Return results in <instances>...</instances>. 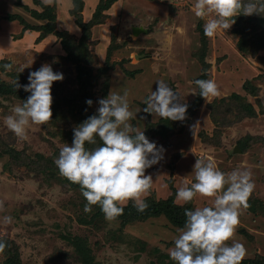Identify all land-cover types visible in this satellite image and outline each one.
I'll use <instances>...</instances> for the list:
<instances>
[{
	"label": "rangeland",
	"instance_id": "rangeland-1",
	"mask_svg": "<svg viewBox=\"0 0 264 264\" xmlns=\"http://www.w3.org/2000/svg\"><path fill=\"white\" fill-rule=\"evenodd\" d=\"M193 4L0 0V241L23 264H175L169 249L184 225L165 213L111 221L99 205L86 213L79 185L54 163L60 148L71 146L73 129L97 114L99 99L110 90L127 91L129 122L164 149L145 170L152 177L146 202L173 197L191 210L209 206L211 198L199 195L176 201L177 189L194 182L197 159L211 160L225 173L251 171L255 187L232 239L245 248L240 264H264V13L237 15L229 29L207 37L204 24L213 16L196 17ZM6 63L13 64L11 71ZM45 63L64 77L51 88L52 117L30 124L27 139H20L4 118L28 98L22 86ZM196 79L216 82L219 94L210 103L199 95ZM158 80L188 105L183 121L144 111ZM101 143L97 137L85 148ZM5 215L11 223H3ZM8 255L0 250V264Z\"/></svg>",
	"mask_w": 264,
	"mask_h": 264
},
{
	"label": "clouds",
	"instance_id": "clouds-1",
	"mask_svg": "<svg viewBox=\"0 0 264 264\" xmlns=\"http://www.w3.org/2000/svg\"><path fill=\"white\" fill-rule=\"evenodd\" d=\"M49 3V0H43ZM194 15L198 18L213 16L204 24V34L213 37L218 30H227L240 14L264 13V0H194ZM13 69L12 63L3 65ZM25 67L16 69L22 72ZM63 73L55 72L48 63L31 71L23 89L30 95L22 105H16L4 123L18 138L27 139L30 124L43 125L52 117L51 88L54 81H62ZM157 89L144 99L145 112L173 121H183L188 105L179 102L178 92L163 80H158ZM193 83L206 102L219 94L212 79H196ZM21 87L16 81V88ZM193 93H196L195 91ZM128 93L109 91L106 98L99 99L97 114L89 116L73 129L71 146L60 148L54 160L61 176L78 184L86 200L84 211L91 212L99 205L105 218L114 220L123 214L120 205L129 200L138 211L147 208L142 198L151 187L152 177L145 170L163 158V146L149 141L144 131L138 130L129 121ZM91 106L93 101L86 100ZM102 143L95 149L85 148ZM194 182L185 183L177 189L176 201L187 203L198 195L211 198L210 205L185 209L186 221L179 235L173 240L169 256L175 264H240L245 256L243 244L232 239L239 223L242 208H247L248 198L255 185L252 173L247 168H237L229 173L218 169L211 160L197 159L193 165ZM5 215L3 223H11ZM231 240V243L228 241ZM5 243L0 241V250Z\"/></svg>",
	"mask_w": 264,
	"mask_h": 264
},
{
	"label": "trees",
	"instance_id": "trees-1",
	"mask_svg": "<svg viewBox=\"0 0 264 264\" xmlns=\"http://www.w3.org/2000/svg\"><path fill=\"white\" fill-rule=\"evenodd\" d=\"M147 208L140 212L137 210V208L133 205V203L121 206L124 208L123 214L118 216V218L122 219H132V218H145L151 215H158L161 213H165L168 216H170L172 222L176 225H184L186 221L185 216V209H190L187 206L178 205L175 203L174 198L170 197L166 200L161 201H147ZM191 210V209H190ZM6 252H8L10 255L7 256L5 260V264H23L20 260L18 255L12 254V249L10 247L3 248ZM244 264H254L257 262L254 259H246L243 260Z\"/></svg>",
	"mask_w": 264,
	"mask_h": 264
}]
</instances>
